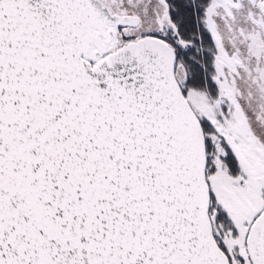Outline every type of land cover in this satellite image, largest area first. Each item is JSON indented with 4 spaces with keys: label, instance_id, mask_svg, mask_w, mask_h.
<instances>
[{
    "label": "snow or ice",
    "instance_id": "obj_1",
    "mask_svg": "<svg viewBox=\"0 0 264 264\" xmlns=\"http://www.w3.org/2000/svg\"><path fill=\"white\" fill-rule=\"evenodd\" d=\"M0 264H264V0H0Z\"/></svg>",
    "mask_w": 264,
    "mask_h": 264
}]
</instances>
